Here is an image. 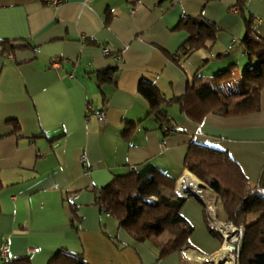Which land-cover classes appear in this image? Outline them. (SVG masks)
<instances>
[{"label":"crops","instance_id":"crops-1","mask_svg":"<svg viewBox=\"0 0 264 264\" xmlns=\"http://www.w3.org/2000/svg\"><path fill=\"white\" fill-rule=\"evenodd\" d=\"M245 14L264 39V0H247ZM182 15L217 29L212 43L188 56L179 51L188 34L175 29ZM244 32L235 0H0V40L15 47L0 53V246L7 244L6 255L27 259L19 264H72L69 255L85 264H212L220 237L208 227L202 198L211 202L216 193L201 180L199 199L182 192V179L196 181L184 156L194 142L226 151L255 184L264 168V87L258 109L245 114L191 119L178 100L196 75V86L213 88L214 74L228 66L231 74L218 82L222 90H243ZM54 58L62 60L59 67L51 66ZM109 66L114 78L99 85L97 71ZM142 82L160 93L173 132L164 134L149 114ZM87 103L104 111V123L93 113L86 119ZM146 162L175 180L174 192L185 197L181 213L192 231L180 249L161 252L170 238L161 228L134 239L96 202L101 192L113 193L116 176ZM214 208L225 220L220 201ZM255 217L250 213L247 221Z\"/></svg>","mask_w":264,"mask_h":264},{"label":"trees","instance_id":"trees-1","mask_svg":"<svg viewBox=\"0 0 264 264\" xmlns=\"http://www.w3.org/2000/svg\"><path fill=\"white\" fill-rule=\"evenodd\" d=\"M246 2L247 0H235L245 29L239 39L247 60L241 74L243 90L223 91L219 85L220 80L231 74V66L214 74L216 81L213 88L201 84L196 86L201 78L196 75L194 84L188 85L178 100L181 111L191 119L198 120L208 112L221 115L245 114L259 107L260 90L264 87V39L255 33L252 16L245 14ZM175 29L185 30L188 34L179 47L180 54L184 56L203 48L207 42L212 43L217 31L214 24L200 17L183 15L179 17ZM236 41L230 45V49ZM14 48L8 41L0 40V53ZM114 72L115 68L112 66L98 70V84L112 81ZM138 89L146 96L149 114H153L161 124L163 133L173 132L174 127L161 107L163 101L160 93L144 82L140 83ZM183 166L220 197L224 219L245 224V236L236 264H254L257 257L264 258V168L257 182L250 184L226 151L195 142L189 144ZM174 183L175 180L170 176L154 164L146 162L138 170L116 176L109 186L113 193L110 195L101 192L96 202L104 213L116 218L119 226L136 240H144L155 228L166 230L170 238L161 250L165 253L180 249L192 231V226L181 213L185 197L174 192ZM155 197L157 201H152ZM250 213L257 214V217L248 222L247 215ZM68 257L73 260L72 264H85L79 255ZM26 260L9 258L4 262L0 260V264H14L15 261L19 264Z\"/></svg>","mask_w":264,"mask_h":264},{"label":"built area","instance_id":"built-area-1","mask_svg":"<svg viewBox=\"0 0 264 264\" xmlns=\"http://www.w3.org/2000/svg\"><path fill=\"white\" fill-rule=\"evenodd\" d=\"M62 0H52L53 4H59ZM235 8V7H234ZM234 42V39L233 41ZM102 52L107 55L109 54L110 50L107 46H104L102 48ZM60 63H62V60L60 58H54L51 60V66L53 67H59ZM86 111V119L88 118V113H93L99 123L105 122V113L102 110H94L90 107V105L87 103L85 107ZM190 184V183H189ZM187 187H189L187 185ZM185 189V188H184ZM183 189V191H184ZM182 191V192H183ZM191 192H195V197L199 199L200 194L197 189L191 190ZM202 198V197H201ZM219 196L217 194L214 195L213 200L211 202L206 201L202 198V201L205 203L206 207V215L208 219V225L209 227L217 234L219 237H221L222 243L223 242H230L234 247V259L236 264L237 259V242L239 241L240 235L243 234L244 228L242 225L236 226L232 220H221L217 217L215 213L214 203H218L220 201ZM109 214V213H106ZM240 235H239V234ZM232 234V235H231ZM236 235H239L238 237ZM34 250H37L36 248ZM7 244H2L0 246V260L4 262L5 260L9 259L7 255ZM4 264V263H2Z\"/></svg>","mask_w":264,"mask_h":264},{"label":"rangeland","instance_id":"rangeland-1","mask_svg":"<svg viewBox=\"0 0 264 264\" xmlns=\"http://www.w3.org/2000/svg\"><path fill=\"white\" fill-rule=\"evenodd\" d=\"M110 53V52H109ZM242 69V68H241ZM213 75V73H211L210 74V76H212ZM211 78V77H210ZM225 88H227V82H225ZM195 176V175H194ZM188 177V176H187ZM193 177V176H192ZM189 178V177H188ZM196 181H195V184H194V186H190V184H189V182H185L184 181V179H182V182H183V186H184V188L186 189H189L190 191L191 190H193V189H197V181H199V179L197 178V177H193ZM188 180V179H187ZM204 183V182H203ZM187 185L189 186V187H187ZM153 200L152 201H157V198L155 197V198H152ZM219 199H220V197H219ZM218 199V200H219ZM205 200L207 201V199L205 198ZM226 220V219H225ZM232 222L236 225V226H239V225H242L243 226V228H244V232H243V234H239L240 235V238H239V241L236 243L237 244V246H236V248H237V257H238V254H239V250H240V245H241V243H242V241H243V239H244V236H245V224H243V223H235L233 220H232ZM232 235V234H231ZM239 235H236L237 237L239 236ZM218 237H219V235H218ZM222 244V240H221V237H220V245ZM220 245H219V247H220ZM231 245V244H230ZM232 246V245H231ZM233 254H234V252H233ZM219 262V263H218ZM212 264H223V262L222 261H216V259H214V258H212Z\"/></svg>","mask_w":264,"mask_h":264},{"label":"bare ground","instance_id":"bare-ground-1","mask_svg":"<svg viewBox=\"0 0 264 264\" xmlns=\"http://www.w3.org/2000/svg\"><path fill=\"white\" fill-rule=\"evenodd\" d=\"M190 186L192 187L194 185L190 183ZM230 244H231L230 242H223L221 244V248L219 250L216 261H222L223 264H235V259L233 254L234 247L232 244H231L232 246Z\"/></svg>","mask_w":264,"mask_h":264},{"label":"water","instance_id":"water-1","mask_svg":"<svg viewBox=\"0 0 264 264\" xmlns=\"http://www.w3.org/2000/svg\"><path fill=\"white\" fill-rule=\"evenodd\" d=\"M183 193L195 197V192H191L189 189H184ZM196 198V197H195Z\"/></svg>","mask_w":264,"mask_h":264}]
</instances>
